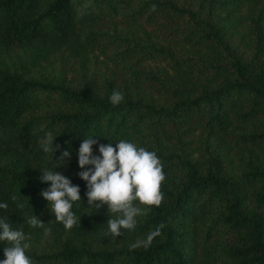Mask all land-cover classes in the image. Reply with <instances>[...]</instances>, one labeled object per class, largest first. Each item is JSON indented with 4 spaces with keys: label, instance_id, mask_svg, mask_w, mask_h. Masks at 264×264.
<instances>
[{
    "label": "trees",
    "instance_id": "16d2710c",
    "mask_svg": "<svg viewBox=\"0 0 264 264\" xmlns=\"http://www.w3.org/2000/svg\"><path fill=\"white\" fill-rule=\"evenodd\" d=\"M89 136L97 156L155 152L166 176L116 238L78 175ZM40 169L79 186L80 225L55 220ZM0 203L33 264H264V0H0Z\"/></svg>",
    "mask_w": 264,
    "mask_h": 264
},
{
    "label": "clouds",
    "instance_id": "9594fccd",
    "mask_svg": "<svg viewBox=\"0 0 264 264\" xmlns=\"http://www.w3.org/2000/svg\"><path fill=\"white\" fill-rule=\"evenodd\" d=\"M123 99L122 92L113 90L110 102L114 106ZM93 136L84 138L79 147L78 165L82 171L78 175L87 182L89 207L98 210L106 205L108 213L119 214L114 219L109 217L106 222L108 234L116 238L121 235V229L133 230L136 227V217L142 214L136 202L147 207L162 203L161 188L166 176L155 152L127 140H120L115 143V147L112 143L100 144V155H94L93 145L97 144V140L92 139ZM55 139L49 132L39 140L45 153L52 152L54 155L59 147L54 146ZM69 157V151H62L60 160L55 162L56 168L66 164ZM40 170L43 173L41 182L50 184L40 195L51 205L49 209L55 220L62 223L66 230H71L78 223L80 225L81 217L78 218L72 211L73 203L81 201L79 186L73 185L68 177L55 170ZM7 207V203H0V209ZM19 207L22 208L23 205ZM7 220L8 218L0 219V241L9 245L3 248L5 259L0 260V264H33V260L26 253L29 244L23 243L29 237L23 230H14ZM27 223L32 227L44 228L46 235L51 231L35 215ZM159 234V228L149 234L144 246L150 245L152 239ZM131 247L135 248L137 245L133 244Z\"/></svg>",
    "mask_w": 264,
    "mask_h": 264
}]
</instances>
